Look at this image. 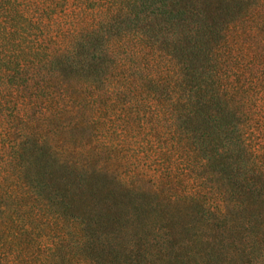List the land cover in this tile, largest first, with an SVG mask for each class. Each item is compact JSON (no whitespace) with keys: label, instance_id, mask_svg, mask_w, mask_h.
<instances>
[{"label":"trees","instance_id":"obj_1","mask_svg":"<svg viewBox=\"0 0 264 264\" xmlns=\"http://www.w3.org/2000/svg\"><path fill=\"white\" fill-rule=\"evenodd\" d=\"M214 5L223 14H212ZM248 6V0H0V264H264V213L241 216L248 199L264 201V174L244 136L248 111L235 108L244 102L227 93L217 57ZM90 17L97 24L73 35V26ZM109 88L124 97V108L134 98L144 131L146 110L154 114L163 107L159 99H173L168 123L152 121V134L200 170L184 191L158 183L141 192L143 178L134 186L117 180L121 195L107 196L108 210L78 223L71 210L76 190L111 179L113 171L87 156H65L69 149L33 136L22 122L35 123L31 109L39 106L45 125L54 119L58 129L56 117L65 112L67 133L93 120L73 109L104 107L84 95L99 99ZM20 130L28 136L18 141ZM158 157L156 166L167 167L168 157ZM207 178L213 185L202 184ZM146 194L191 209L194 225L179 236L164 220L144 239L117 248L121 224L141 219L147 207L132 197ZM109 223L117 229L98 227Z\"/></svg>","mask_w":264,"mask_h":264},{"label":"rangeland","instance_id":"obj_2","mask_svg":"<svg viewBox=\"0 0 264 264\" xmlns=\"http://www.w3.org/2000/svg\"><path fill=\"white\" fill-rule=\"evenodd\" d=\"M248 3V8L246 10L244 8L245 14L226 31L221 47L218 49L217 57L220 61L219 64L222 65V78L225 79L224 83L226 85H224L228 87L227 93L237 96V99L240 98L241 103L244 102L236 105L235 108L248 111V119L245 120L247 130H244V136L247 142L249 140L248 144L254 150L251 161L264 174V0H248ZM210 12L212 14L218 13L215 11V5L211 7ZM233 13H240V10L236 9ZM70 14L74 15L76 13ZM97 22L98 19L90 17L84 23L85 25L73 26L72 34L81 33L85 29L92 28ZM66 27V25H61V28H65L64 30L67 29ZM60 40L62 42L64 37L62 36ZM70 40L71 36L67 39V42L69 43ZM112 86L111 83L110 87ZM116 91L112 88L104 90L103 93L101 92L99 99L84 95L86 99H94L96 104H102L104 107L101 110L95 108L98 112L73 109L78 113V118L83 116L85 119L92 118L93 120L89 124L83 122L67 133L61 128L66 126L64 123H67L71 115L65 112L56 117L62 122L58 129L54 119L50 121L48 126L45 125L46 118L39 106L31 109L38 114L35 123L28 125L26 122H22L24 127L29 128L26 131H31L33 136L40 135L42 139L44 137L46 142L55 145L58 149L65 151L69 149L70 154L67 152L64 154L65 156L69 155L75 161L87 156L89 158H86V160H92L94 163L100 161L106 163V167L113 171L111 173L113 176L110 175L111 179L104 180L100 178L98 184L87 182L81 190H76L77 194L73 197L71 210L74 216L77 217L78 223L83 221L88 213L90 216H94L100 210H108L109 203L112 201L108 200L107 196L114 191L121 195L118 190L122 189L123 185L119 186L120 181L117 182V180H121L123 184L127 183L134 186L132 180L138 177L143 178V188L139 189L141 192L143 190L145 192L152 191L158 183L169 189L171 185L177 187L178 190L184 188V191L194 187L192 183L199 174L197 172L200 170L199 168L189 167L187 159L179 153L172 152V154H169L170 150L167 152L165 148L166 143L160 145L155 134H152V121L157 123L161 119L160 124L163 122L168 123L169 118L165 116H167L166 113L170 110L169 104L173 100L170 95L168 94L169 99L172 100L159 99V102L163 105L162 108L159 106L153 109L146 106L147 109L149 107L153 109L155 113L152 114L151 111L146 110L150 116L146 117L148 124L145 128L150 131H144L142 130L144 126L139 124L140 114L139 107L136 105L137 102L134 98L133 100L126 98L123 101L124 103L130 101L134 105L124 108L121 102L124 97L115 96ZM170 94L174 95V92ZM159 113L164 116L160 117ZM40 116H43V120L40 119ZM154 117H156L155 120H153ZM21 119H25V115L23 118L19 117L17 119L19 125ZM128 119L132 121L130 130L125 123V120ZM93 121L94 123H92ZM22 133L21 130L16 133L18 141L28 136V132L24 133L23 137ZM162 149L164 152H162ZM158 155L168 157L166 159V162H169L167 167L165 165L162 167L156 166L159 163ZM247 159L249 161L250 157L248 156ZM112 165H115L114 168H109ZM55 174L58 173L55 172ZM202 176L206 177L205 175ZM213 183L214 181L210 178L202 180V184L207 187L213 185ZM94 194L99 199L94 200ZM114 195L121 206H125L124 202L126 200L117 196L116 193ZM155 197H161L162 200L157 201ZM162 197V195L154 194L134 195L132 197L136 199L139 205L143 206L142 203H144L147 207L141 219L125 221L121 224L122 231L118 233L120 239L117 242V248H126L129 243L137 239H144L150 234L151 228L160 225L164 220L169 222L170 230L173 229V233L179 236H183L185 227L194 225L192 220L196 218L193 217L191 209L175 206L177 204L163 200ZM246 203L248 204H246L247 211L241 213V216L249 214L258 216L264 213V201L250 198ZM106 223L108 222L106 221ZM98 227L105 233L117 229V226L111 223ZM251 230V228H248L247 232L249 233ZM106 258L107 256L104 257V259Z\"/></svg>","mask_w":264,"mask_h":264}]
</instances>
